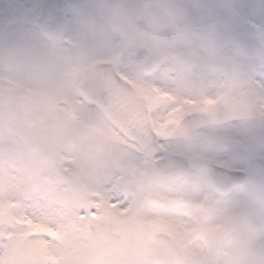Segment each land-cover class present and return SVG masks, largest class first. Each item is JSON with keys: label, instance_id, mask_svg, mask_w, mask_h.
Listing matches in <instances>:
<instances>
[{"label": "clouds", "instance_id": "9594fccd", "mask_svg": "<svg viewBox=\"0 0 264 264\" xmlns=\"http://www.w3.org/2000/svg\"><path fill=\"white\" fill-rule=\"evenodd\" d=\"M194 7L212 21L222 13L225 25L241 16L257 19L255 47L264 51V0H74L76 28L66 25L59 34L15 52L12 58L32 87L50 92L57 100L67 96L87 102L85 94L97 83L134 95L135 89L117 72L180 98L200 100L209 95V74L218 78L212 95L225 93L237 100L264 96V88L257 85L255 72L246 63V45L236 43L232 57L225 58L228 42L216 39L214 23L205 26L194 16ZM90 47L104 55L89 57ZM204 119L195 111L187 113L184 128L191 134L178 135L173 143L180 150L212 156L217 142L196 134V123ZM208 128L223 134L216 123ZM85 135V129L75 123H67L63 137L48 126L26 129L17 94H0V140L15 137L13 146L0 155V184L5 193L28 190L55 202L71 188L65 165L81 173L89 171V161L78 150ZM213 168L209 161L198 170L197 187L192 190L194 199L207 196V208L166 209L185 219L221 225L208 240L196 241L198 254L180 253L178 259L180 264H251L253 251L264 252V196L253 197L251 204L235 210H222L214 198L223 200L227 194L217 190Z\"/></svg>", "mask_w": 264, "mask_h": 264}, {"label": "rangeland", "instance_id": "374dc122", "mask_svg": "<svg viewBox=\"0 0 264 264\" xmlns=\"http://www.w3.org/2000/svg\"><path fill=\"white\" fill-rule=\"evenodd\" d=\"M4 1H7L12 6V18L14 21H16V23L20 24L22 30L25 33L31 32V34L36 35L39 40L38 43L43 42L45 38L29 21L30 15L36 16L39 14V0H25L26 2L24 3L19 0ZM71 18H74V10L69 12L66 23L67 25H71L73 28H75L76 24L72 23ZM4 19H6V16L2 18L0 15V47L8 42H11L13 38H16L14 34L12 35L5 32V28L12 26L14 23H10L8 26L10 21L9 18H7L5 21ZM217 19L218 17L214 21L208 19L207 23H214L215 37L218 41L223 42V40H226L227 38H225L223 35H220L222 32L221 27L218 24H215ZM236 22L239 23L238 26H236L238 32L234 33V38L227 39L228 43L224 48V57L226 56V58L229 54H233L236 43H242L246 45V50H248L246 39L251 35L254 36L258 20L248 16H241L236 20ZM15 49L19 51L25 48L24 45L21 44L20 46H16ZM89 49L90 50L88 51L87 55L91 58H97L104 55V53L97 48L90 47ZM225 49L229 50V52H226ZM249 66H251L255 72L256 65L251 63ZM254 78L256 81L259 79L256 74ZM261 78L264 80V75L261 76ZM26 80L27 78L24 77V74L18 71L14 59L8 56L5 51L4 53L0 52V94L6 91L15 92L17 94L21 111L24 114V126L26 129L42 127L45 123H47L48 116H44L41 113V110H44L42 108H38L36 112L31 110L35 105L31 103L30 99H27V95L30 94V91L35 88L32 87L28 80ZM216 81H218L217 76L215 74H209L206 79L208 88ZM135 92L146 98L147 106L150 111V123L153 129H155L152 118L160 109V107L164 105V103H154L146 92L140 90H135ZM45 97L47 99L46 101H53L54 98L50 92L49 94L46 92ZM71 99L74 102V105L76 104L78 107L73 106L74 108L67 110V113L64 114L65 116H59L56 122L61 123L62 121L65 123L69 119L71 121L70 123L79 124L85 129V136L92 134L99 135L102 137V139L88 142L89 138L87 137L85 139L82 138L79 141L78 150L90 163L89 171L87 173H81L80 171L69 167L68 165L63 167V172L68 175L69 184L71 185V188L66 190V196L68 198L66 205L64 204L62 193L57 196L55 202L50 203L43 197L31 194L28 190L6 194L2 184H0V199L19 201L22 205L21 210L25 211L27 215L31 213L37 219H46L52 222L56 216L61 218V223L55 227L58 236L62 238L68 232H74L79 236L77 243L80 247V252L83 253L81 256L82 262L83 258L87 255L92 246V242L90 240L92 238L90 237L89 239V235L86 232V220H88V222H96L116 219L124 222L123 217L127 215L123 209L109 202L107 199L108 195H114L117 190L124 191L127 193L125 199H134L140 203L143 192L148 191L145 197L146 205L154 206L155 204H149L147 195L151 192L158 194L157 189L158 187H163L162 183H164V181L152 168L151 154H146L138 146L124 139L107 122L97 107L83 102L81 99ZM198 99H202V97ZM58 105L65 106L63 103ZM257 108L258 106L256 109ZM214 112L216 111L213 109L205 113L208 116L207 125L215 123L221 124L223 123L222 121H229L231 118V121H239L247 118L246 115L235 105H232L228 109H225L216 115ZM229 114L232 116H226ZM260 115L264 116V113L261 112ZM82 119L86 120V122H82ZM65 125H67V123H65ZM57 129H62V126L61 128L57 127ZM175 129V124H169L167 130L164 133H157L156 130L155 132L163 140L165 134L174 135ZM54 133L59 136V133L56 130H54ZM208 138H210L212 141L218 140L217 138L213 137ZM14 140L15 137H9L7 140H0V155H2L6 149H10L13 146ZM219 141L223 142L224 146L227 147L235 146L228 140ZM263 145L264 142L257 145V147H254L253 150L245 155V160L247 161L249 158L254 156L264 158V156H260L256 153V150L262 149ZM161 147L158 151L159 154L170 152L185 155L179 150H168L167 148ZM219 152H222V148ZM198 154L201 157L198 156ZM207 156L198 152H193L187 155L190 168L186 173L185 178L178 180L177 182H172L169 185L174 188L184 179H197L198 170L204 166V162L207 160H210L211 162L213 161ZM202 157L208 159H204ZM64 159L71 161L72 158L64 157ZM242 161L244 162V159L241 160V163ZM246 161L243 163L244 168L246 167ZM235 164V161H228L226 164L221 165L233 168L235 167ZM130 171H134L133 174ZM109 180L113 181L112 184L109 187H104V185L107 184ZM172 188L168 189V191L171 192ZM243 188L247 189L248 192L253 193L257 197L264 196V188H255L249 186L248 184L244 185ZM102 193H104V195H102ZM162 198L164 199V206L176 207L175 202L166 200L163 196ZM94 199H96L95 202ZM92 209H95V213H92ZM81 210L89 213L87 217L81 215ZM82 221L85 223L81 224ZM43 225L44 224L40 225L39 231L43 230L41 229V226ZM44 226L46 227V225ZM134 228L136 227H132L131 225L127 224L128 232L137 229ZM141 231L142 230L139 232ZM160 231L162 230L154 229L152 231L145 232L143 234L144 237H147L145 239L142 238L139 240H133L132 238H128V236L122 238L113 246L111 253L104 254L101 261L96 264H154L152 261V252L155 247V243L151 239L152 234ZM76 255H79V253ZM258 264H264V254H262L259 258Z\"/></svg>", "mask_w": 264, "mask_h": 264}, {"label": "snow or ice", "instance_id": "6c2138e0", "mask_svg": "<svg viewBox=\"0 0 264 264\" xmlns=\"http://www.w3.org/2000/svg\"><path fill=\"white\" fill-rule=\"evenodd\" d=\"M117 75L135 90L146 92L154 103L172 104L167 115L156 121L157 133H164L169 124L179 126L185 114L193 111L202 113L209 112L217 105L231 103L251 111L257 106L264 111V96L250 98L248 100H237L229 98L225 93L215 96L206 95L200 100L177 97L173 92L162 89L156 85L137 84L126 74L117 72ZM259 87L264 84L256 81ZM109 180L104 187L112 184ZM104 195V193H102ZM127 193L117 190L114 195H108L107 199L113 205L123 209L127 215L123 221L138 228L158 226L169 237L172 242L182 249L191 248V254H198L201 249L196 245L197 240H208L221 225H208L200 219H185L181 215L172 214L166 211L167 206L153 209L146 204L138 203L134 199H125ZM19 201L0 199V264H81L80 247L77 243L79 236L74 232H68L60 238L51 221L37 219L28 216L21 210ZM194 208L201 209L202 204L195 202ZM95 213V209L91 210ZM82 216L88 212L81 210ZM85 222L82 221L81 224ZM44 224L42 231H37V225ZM79 253V255H76ZM264 252L255 250L250 256L251 264H258L259 258Z\"/></svg>", "mask_w": 264, "mask_h": 264}, {"label": "bare ground", "instance_id": "6f19581e", "mask_svg": "<svg viewBox=\"0 0 264 264\" xmlns=\"http://www.w3.org/2000/svg\"><path fill=\"white\" fill-rule=\"evenodd\" d=\"M19 1H21L23 3L26 2L25 0H19ZM28 5H30V4H28ZM0 15L2 16V18L4 16H6V19L9 18L10 21L8 23V26L10 25V23L11 24L14 23V24H12V26L5 28V32L8 34H12V35L14 34V36L16 37V38H13V40H11V42H8V43L4 44L3 46H1L0 52L4 53V51H5L8 54V56H10L12 58V55L18 51L15 49L16 46H20L21 44H23L24 48L27 49V48H30L31 46H33L34 44L38 43L39 40H38V37L36 35L31 34V32L25 33L22 30V28L20 27V24L16 23V21H14V19L12 18L13 17L12 6L7 1L1 0V2H0ZM6 19H4V21ZM71 21H72V23H75L74 18H71ZM76 27L77 26H75V28ZM19 43H21V44H19ZM246 44L248 46V50H246V52H247L246 63L248 65L251 63H254L256 65L255 74L257 75V77H259L258 81L261 84H264V80H262V78H261V76L264 75V51H258L257 50V48L255 47V38L252 35L246 39ZM93 48H95V47H93ZM87 54H88V52H87ZM20 73H22V72H20ZM22 74H24V73H22ZM24 77H26L27 80L30 82V78L26 74H24ZM217 83H218V81L213 83V85H211L208 88L209 96H215L212 94L215 92V85ZM47 94H49V92H47ZM45 96H46V92L38 91L37 89L31 90L30 94L27 95V99H30L31 103L33 105H35L31 110L36 112L38 108L44 109L43 111L41 110V113L44 116H48L47 123H45L44 126L50 127L53 131L56 130L59 133V137H63L66 133L65 123H70L71 121L68 119V121L66 120L67 122H65V123L62 121H61V123H58V122H56V120H58V119H54L53 114L58 113L59 116H65L64 114L67 113L66 112L67 110L74 108V107H78V106L76 104L74 105V102L72 101V99L70 97H67V96L61 97L58 100L53 98V101H46L47 99ZM248 99H250V98H246L244 100H248ZM229 100H231L230 97H229ZM60 103H63L65 106L58 105ZM232 105L233 104H231V103L217 105L216 108L214 109V111H216V112H214V114L216 115V114L224 111L225 109H228ZM166 106H167L166 104L161 106L160 109L155 113V115L152 118L154 125H155V130L158 127L156 121L163 119L167 115V112L170 111V108H167ZM236 107L238 109H240L246 115L247 118H245L244 120L232 121V122H229V123L224 124V125H218L217 124L220 128L223 129V134H221L215 128H208L207 130H205L206 127L200 129L197 132V134L218 139V140L213 141L214 143L217 142V144L214 148L212 156L206 155L208 158L212 159L214 162H216L220 165L226 164L228 161L229 162L235 161L236 162L235 167H243L244 166L243 163L246 161L245 155L247 153H249L251 150H253L254 147H257V145L262 144V142H264V116L260 115V113L261 112L264 113V111H261L259 107L257 109L254 108L251 111H247L240 106H236ZM82 122H86V120L82 119ZM61 126H62V129H57V127L61 128ZM60 133L61 134L63 133V134L61 135ZM87 137L89 138L88 142H90L92 140H101L102 139V137H100L99 135H93V134L89 135V136H84L83 138L85 139ZM261 138H263V139H261ZM219 140H228V141L232 142L235 146H228V147L224 146L223 142H221ZM162 146L164 148H167L168 150H179L185 155L190 154L189 152L180 150L178 148V146H176L173 142H163ZM221 148H222V152L220 153L219 151L221 150ZM256 153L260 156H264V145H263L262 149L256 150ZM251 158H249L246 161L247 162L246 166H248V162ZM243 159H244V162L242 161V163H241V160H243ZM138 172H139V169H138ZM162 184H163V187H158L157 192L159 194H161L166 200L175 202L176 204H178V206L190 205V206L194 207L195 202H200L202 204L201 209H205L208 207L207 196L201 197L198 200L192 198V190L196 189V187H197V179H195V178L184 179L183 181L178 183L174 188H172L169 184H167L165 182ZM171 188H172V190H171V192H169L168 189H171ZM147 192L148 191L143 192V196L141 198L140 203L146 204L145 197H146ZM62 195L64 198V200H63L64 204L66 205L67 200H68V198L66 196V191L62 192ZM253 197H257V196L254 195L253 193L248 192L247 189L243 188L241 190L231 192L227 196V198L223 199V200H219L218 197H215L214 202H218V206L222 210L229 211V210L237 209L240 205H242L244 203L251 204ZM95 201H96V199H94V202ZM149 207H151L153 209L161 208V207H158L155 205L149 206ZM167 207H170V206H167ZM28 216L34 217V215H32L31 213H29ZM61 221H62V219L59 218L58 216H56L53 219L52 224L56 227L59 223H61ZM41 227H42L41 229L45 228L44 225ZM113 227H119V229L113 228L111 230V233H110V238L112 240L119 239V232L121 231V226L118 224H115ZM132 227H134V226H132ZM136 228L142 230L143 232H149V231H152L154 229L162 230L158 226H155V225L148 226L145 228H138V227H136ZM136 228H134V229H136ZM39 229H40V225L36 226V230L39 231ZM140 239H142V238H140ZM192 247L193 246L189 247L188 249H185L184 254L192 255L191 254V248Z\"/></svg>", "mask_w": 264, "mask_h": 264}, {"label": "water", "instance_id": "95a60500", "mask_svg": "<svg viewBox=\"0 0 264 264\" xmlns=\"http://www.w3.org/2000/svg\"><path fill=\"white\" fill-rule=\"evenodd\" d=\"M74 0H40V15L31 16L30 21L49 38L62 32L65 27V15L73 7ZM87 102L98 106L108 121L128 140L137 143L147 151H156L157 138L152 132L145 101L141 96L131 95L111 86L97 83L91 92L85 94ZM203 117L206 116L200 113ZM184 118L177 127L179 134L188 136L189 130L184 128ZM206 119L199 121L195 129H199ZM213 164V163H212ZM154 169L165 179L173 180L182 176L187 170L186 160L176 154H168L153 162ZM213 182L221 193H228L234 187H239L245 182L258 187L264 186V159L252 158L248 162L247 170H230L214 164ZM151 201L159 202L156 197ZM91 234L97 240L104 242L113 241L110 233L113 227L106 223H96L91 227ZM115 240V239H114ZM156 250L153 252L155 264H179V250L171 238L166 234L155 235Z\"/></svg>", "mask_w": 264, "mask_h": 264}, {"label": "flooded vegetation", "instance_id": "af4514ba", "mask_svg": "<svg viewBox=\"0 0 264 264\" xmlns=\"http://www.w3.org/2000/svg\"><path fill=\"white\" fill-rule=\"evenodd\" d=\"M193 14H194V16L197 19L201 20V22L205 26L208 25L207 20L209 18L204 15L202 9L194 7L193 8ZM217 17H218V19L215 21V24H218L221 27V31L222 32L220 33V35H223L227 39L234 38V33L238 32L236 26H238L239 23H237L236 20H234L230 24L225 25L223 14L221 13ZM227 39L223 40V42H228ZM226 45H227V43H226ZM225 51L229 52V50H227V49H225ZM230 57H232L231 54H229L227 56V58H230ZM225 58H226V56H225ZM226 116H232V115H226ZM166 140H168V139H166ZM130 172L133 174L134 171L133 172L130 171ZM127 174H128V172H127ZM106 221L107 222H111V223H122L123 227H122L121 231L119 232V240H121L122 238H124L126 236H128V238H132L133 240H136V239L139 240L140 238H144V239L147 238V237L142 236V234L140 235V234H138V233H136L134 231L128 232L127 224L125 222H121V221L116 220V219L115 220H110V221L106 220ZM86 224L89 225L90 222H88V220H86ZM88 234H89V232H88ZM115 244L116 243H114V242L105 244V243H103L101 241H93L92 240V246H91V249H90V251L88 253V258H86L83 262H81V264H96L98 261H100L102 259V256L104 254L111 253V249H113V246Z\"/></svg>", "mask_w": 264, "mask_h": 264}]
</instances>
